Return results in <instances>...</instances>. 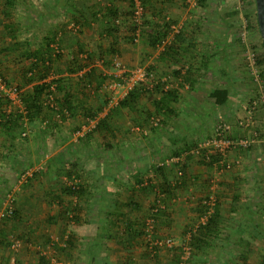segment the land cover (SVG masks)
Segmentation results:
<instances>
[{"label":"rangeland","instance_id":"obj_1","mask_svg":"<svg viewBox=\"0 0 264 264\" xmlns=\"http://www.w3.org/2000/svg\"><path fill=\"white\" fill-rule=\"evenodd\" d=\"M164 2L169 4L167 8L161 9L160 5H153V7L149 5L148 0H69L68 2L67 0H59L61 11L65 10L67 6L75 11V18H72L73 11L71 10L70 18L61 17V20L69 19L71 26L68 29L69 33L76 40H80L82 37L87 42L85 47L81 46L84 43L83 40H80L81 44L77 42L76 45L79 48H76L74 54L67 56L64 53H57L59 47L53 45V60L37 59L36 63L41 65L42 69L38 70L40 67L38 65L39 67L34 66L27 70L28 82H36L35 85L54 83V96L57 99L58 95L62 99L65 93L69 94L67 88H70L73 83L69 84L70 79L68 78H74L75 83L82 88L85 84H89L90 88L87 90L89 95L86 97V103L90 105L88 112L93 114L92 118L95 117V122L98 116H103L106 113L111 114L112 124L107 125L108 128H106L109 137H111L112 131L118 132L121 126L116 120L118 118L124 120L123 126L125 128L123 131L131 136L135 134L146 136L144 132H149L153 134L152 136L166 133V136L173 140L174 137L181 136L178 130L170 128L172 125L179 127V123H169L171 120L168 116L170 117L172 114H169V111L164 108L161 112H158L154 104V102L160 100L163 94L173 91L174 99L170 98L166 99L167 102L165 101L167 107L170 108L169 101L176 102L179 99L184 101L181 103L182 107L171 108L173 110L178 109L176 113L184 118L189 117L197 120L201 132H204L209 125L213 124L214 127L218 122H225L230 126L228 137L246 142L245 146H237L225 155L224 159L229 164L256 162L249 154L258 148L264 150V60L261 57V38L256 21L254 0H164ZM136 5L141 6V14L138 17L134 14ZM108 7L117 10V23H113L112 19L107 17L108 11L106 8ZM133 15L135 17L132 18ZM60 23L61 26H65V23ZM160 25H163V27H160ZM109 27L113 29L109 31ZM131 35L134 37L132 40L129 39ZM178 36L192 37L196 41L194 44L193 42L176 44L181 47L175 49L181 52L184 50V56L181 57L180 53L177 52L173 53L176 57L174 59H177L174 65L185 70V73L178 77H171L175 79L173 81L167 78V75L158 73L149 63V58L153 57L157 50L158 56L161 55V58L166 60L165 50L168 47H173L172 42ZM153 42H155L154 46L151 45ZM211 52L213 56L217 54V57L213 59ZM195 53L202 56L203 60H192L190 55ZM116 63L119 64L118 67H116ZM191 64L204 70L200 75L191 73L187 76ZM136 68H144L146 71L152 72L155 78L152 82L148 80L132 83L131 88L127 90L125 80L131 76ZM223 70L230 71L233 73L232 77L235 78L233 83L235 91L233 92H235L234 95L237 104H239L237 109L239 110L231 117L227 116V111L232 108H228L229 103L226 106L216 107L208 96L210 89L222 83V80L229 79L227 74L223 73ZM41 71H43L42 74H40ZM217 71H220L221 75L217 74ZM63 73L67 75L63 76ZM69 74H72L71 77H68ZM194 77L203 78V82L199 83L195 89L194 84L190 82ZM178 78H180V81ZM25 82L27 81L25 80ZM25 82L20 86L13 85L21 91V107L11 105L10 113L6 115L8 101L0 98L3 103L2 111H0L2 120L4 122L8 121L12 115H15V117L18 116V120H16L18 123L16 124L20 126V128H16L19 136L15 135L10 144L1 149L0 162H5L9 167L0 170V179H5V182L2 179L4 185H1L0 181V264H17V262L20 264L17 256L21 251L24 252L25 264H37L40 256L45 258L47 264H103L101 260L93 261L90 257H87L90 252L95 255L99 250L100 243L99 240H96V238L99 239L100 226L98 213H101L99 207L101 208L100 205H103V203L100 204L98 201L95 206L96 210L90 205L89 218L81 219L77 215L78 220L65 221L61 217L63 208L68 210L67 216L70 218L74 211L81 208L77 204L72 205L69 200L64 199L66 195L62 189L65 184L68 185L73 181H68L66 177L65 179H59L53 175L55 171L46 161V157L50 156H45V149L40 147L42 141L36 132L27 134L24 131L25 135H21L23 130L22 132L20 130L22 127L24 129L22 125L25 124H22V122L27 119L23 110V97L31 92V90L26 92L23 89L27 85ZM113 82L119 83L120 87L111 91L108 86ZM175 82H181L183 85L178 83L175 86ZM193 89L197 92V95L195 102H192L191 105L189 96ZM124 92L126 94L122 95ZM130 92H134L135 96L132 108L121 109L118 106L119 100L128 96L127 94ZM100 96L104 102L101 106L98 105L97 100V97ZM75 107L76 110L72 109L71 115L77 116L80 107L78 105H75ZM21 108L24 114L21 112ZM45 108L36 115L37 118L48 112L51 116L50 110L47 107ZM155 121L156 125H154ZM244 123L248 125L242 126L241 124ZM192 124L191 120L183 125L186 128H191ZM234 125L241 130L240 135H233ZM103 126L105 127V123H103ZM16 130L14 129L13 133H17ZM195 136L197 135L195 134ZM109 140L104 138L102 143L104 144ZM98 141V139L96 140L91 136L87 148L93 157L102 160L105 157L103 155L104 148L101 149L97 143ZM201 141H196L178 155H155L156 163L153 170L145 174L141 178L140 184H138L139 189L143 190L141 191L142 195L146 198L144 202L147 205L144 212L138 209L137 203L132 200L120 201L119 204L114 205L116 208H112L117 215L120 213L126 214L132 210L145 214L144 217L141 216L143 220L140 218L136 220L138 223L134 224V227L137 229L141 227V230H143L140 239L145 245L144 248L149 259L153 262H156L158 251L161 252L160 256L163 257L164 262L165 259H168L169 262L167 263L171 264H179L184 248H189L188 259L193 253L194 249L190 247L184 236L178 232L182 229L183 220L177 218L174 212H168V200L160 187L176 181L178 185L174 187V194L177 195L171 198H178L183 178L177 175V171L185 164L187 158L196 159L197 156L198 160H201L199 155L193 153V150ZM109 157L108 162L114 159L113 155ZM173 159L174 161H172ZM217 159L210 161L211 164L218 163L221 158ZM201 161L205 162L204 160ZM205 163L209 164V162ZM48 166L50 167L48 168ZM161 169L169 173V182L164 181L162 183L159 180L162 178V173L158 172ZM61 174L64 175V172ZM99 184L96 181V185L100 186ZM211 185L205 202L210 197L215 198L213 191H211L213 190L211 187L216 185L215 179H212ZM253 186V188H256L257 185ZM148 187H151V189ZM91 192L93 194L92 190H90ZM130 202L136 206H129ZM179 204L181 203L179 202ZM157 205L160 206L158 210L162 212L154 218V233L151 238L158 242L170 239L171 243L170 246H157L156 249L149 252L147 248L149 242L144 231V222L150 215L151 209ZM8 207L13 212H18L16 218L9 219L13 213L10 217L5 215ZM171 214L174 217L170 219ZM87 219L92 220L88 221V223L91 222L90 226L86 225ZM108 219L110 220L109 217ZM117 221L118 219H115L114 223L116 224ZM192 221L195 229L198 221ZM254 221H257V219L251 220V222ZM119 222H121V225L117 226H126L127 228L128 225L124 224L127 221L124 218ZM133 222H135V219ZM168 222L169 224H167ZM114 223L111 225L108 221V228L111 227L109 228L108 244H113L116 238H121L122 243H124L123 239L129 237V234L125 231L122 233V230H119L122 234L119 235L118 231L115 232ZM84 224L89 229V238L93 240L91 247L87 245V233L83 231ZM91 224L95 226H91ZM78 226H83L78 228L80 231L77 229ZM92 228H95L96 231H91ZM74 229H76V237L72 233ZM69 236H73L75 239L70 240ZM255 238H250V245L259 243L260 239ZM14 242L19 244L17 250H12L10 247ZM110 249L112 248L109 247ZM137 252L128 251L127 259L132 258L131 255L134 256ZM250 254L256 253L250 251ZM120 262L116 261L113 264H120ZM126 262L128 261L125 260L123 263L126 264ZM127 264L135 263L128 262ZM251 264H254V262Z\"/></svg>","mask_w":264,"mask_h":264},{"label":"crops","instance_id":"obj_2","mask_svg":"<svg viewBox=\"0 0 264 264\" xmlns=\"http://www.w3.org/2000/svg\"><path fill=\"white\" fill-rule=\"evenodd\" d=\"M148 3L152 7L153 5H160L161 9L167 8L169 4L164 2V0H148ZM70 10V7L67 6L65 10L61 11L59 0H0V74L7 83L20 86L26 80L27 82L25 83L27 85L23 89L26 92L32 90V86L36 82H28L26 72L33 65L36 67L40 66L38 70L42 69V66L36 63L37 59L53 60V45L59 47V52L57 53H64L65 56L74 54V51L79 48L76 43L81 44L80 40H83V38L81 37L80 40H76L69 33L68 29L71 27L69 19L61 20V17L65 16L70 18ZM71 11H73L71 14L72 18H75V11ZM60 22L65 23V26H61ZM163 25H160V27H163ZM164 28L166 27L164 26ZM195 41L192 37H175L172 42L173 47L166 48L165 50L167 54L166 60L161 58V55L158 56V51L156 50V54L149 58V63L158 73L167 75V78L175 81L173 79L174 77L185 73V70L177 68L174 65L177 59H174L176 57H174L173 53L175 54L177 52L180 53L181 57L184 56V50L181 52L175 49L176 47H181L176 44H187L191 42L194 44ZM83 42L81 46L85 47L87 41L83 40ZM210 54L213 59L217 57V54L215 56H213L212 52ZM190 56L192 60H203V57L198 53L191 54ZM191 65L187 76L191 75V73L193 75H200L204 70L193 64ZM42 73L43 71L40 72V74ZM220 73V71H217V74L221 75ZM223 73L227 74L229 79L222 80L221 85L214 86L210 91L214 89H225L227 91L228 98L226 103L220 107L226 106L229 103L230 106L228 108H232L227 111V116L231 117L239 110L237 109L239 104H237L236 96L234 95L235 92H233L235 91L233 85L235 78L232 77L233 73L230 71L223 70ZM62 75L65 76L67 74L63 73ZM69 75L68 77H71L72 74ZM68 79H70L68 83L73 84H71L70 88H67L69 94L65 93V95L68 96V101L73 110H76L75 105L80 107L79 115H71V112H69L66 117L54 118L47 111L48 113L43 114L39 118L36 116L32 121H28L27 119L25 122L23 121L22 124L25 123L26 126L23 124L24 129L22 127L20 131H26L27 134L36 132L42 141V146L40 147L45 149V156H50L48 158L46 157V161H48L47 164L52 166L56 172L53 174L55 177L65 179V176L61 173L71 169L72 163H76L74 171L80 177L78 181L80 183L82 182L87 188L86 194L79 199L74 197L67 198L68 196H65L66 198L64 199L69 200L72 205L77 204L81 207L77 211V215L81 219L89 218L88 215L91 213L90 205L95 209L98 201L100 204L103 203V205H100L103 209L99 207L101 213H98L100 226L99 239L96 238V240H99L100 243L99 250L95 255L91 252L90 255L86 254L87 257H90L93 261L101 260L103 264H113L116 261H121L120 264H124L123 262L125 260L135 264H171L167 263L169 262L168 259H165L164 262L163 257L160 256V251L157 252L158 257L156 262L149 259L144 248L145 245L142 239H140L143 230H141V227L139 229L134 227V224L138 223L136 220L139 218L143 220L142 217L145 214L143 215L138 213V211L132 210L126 214L120 213L117 215L112 208H116L114 205L119 204L120 201L126 202L127 200H132L137 203V208L144 212L145 206L147 205L144 202L146 198L142 195L143 193L141 191L143 190L139 189L138 184H140V180L145 174L153 170L154 164L156 163L155 155L166 156V154H181L196 141L210 137L213 124L206 127L204 132H201L197 125V120L190 119L189 117L184 118L182 115L176 113L178 109L173 110L171 108H176L177 106L182 107L181 103L184 101L180 99L178 101L175 98L177 100L176 102L169 101V114L171 113L172 115L170 117L168 116V118H170L171 121L169 123L171 124L179 123V127L172 125L170 128L178 130L181 136L174 137V140L168 138L166 133L152 136L153 134L144 132L146 136L140 134L131 136L123 131L125 128L123 126L124 120L118 118L116 120L121 126L118 132L112 131L111 137H109L108 129L106 130V128H108L107 125L110 126L112 124L111 114L106 113L103 116H98L97 121L100 119L104 120L105 127L101 123V126L95 129V123L97 122L94 120L95 117L90 118L86 113L90 106L86 103V97L89 95L87 94V90L90 88L89 84H85L84 88H82L79 84L75 83L74 78ZM178 79L180 81V78ZM190 82L194 84L195 89L199 83L203 82V78L194 77ZM178 83L183 85L181 82H175V86ZM194 89L190 92L189 96L191 100L189 103L191 105L193 104L192 102H195L197 95ZM62 98L64 97L62 96ZM58 99H60L59 95ZM97 100L99 106L104 103L101 96L99 98L97 97ZM103 100L105 101L106 99L104 98ZM1 101L0 111H2L3 106ZM1 116L0 114V122L3 121ZM191 120L193 122L192 126L190 125L191 128L184 127L183 124L189 123ZM6 122L3 121V123ZM3 123L0 124V156L2 155L1 149L7 144H10V141L15 135H18L16 128H20L16 124L18 122L14 119L9 121L8 124ZM187 126L189 127V125ZM14 129L17 133H13ZM232 133L233 135H240L241 130L234 125ZM91 136L99 140L97 143L101 149L104 148L103 155L105 157L102 160L93 157L91 152L89 153L87 144ZM16 138L18 139V137ZM104 138L110 140L103 144L102 139ZM110 155H113L114 159L108 162L107 160L110 158ZM249 155L256 162L249 164L245 162L240 164L236 163L228 169L221 167L217 163L211 165L206 164L201 161L202 159L198 160L197 156L196 159L187 158L184 164V176L178 198H171L177 195L174 194L175 191L165 193L168 200L167 205H169L168 212H174L177 218H180L181 221L183 220L181 225L182 229L178 232L184 236L185 240L189 241L190 233L194 231L192 220H195V222L198 221V223L203 222L202 219L205 215L201 214L203 213V202L209 193L212 179L216 180L215 187H211V189L213 188L211 191H213L216 204V226L210 229L209 234L211 233V235L208 238L206 236L202 237L201 241L196 243L195 247H192L194 249L193 253L186 264H251L253 262L254 264H261L264 260V150L258 148ZM223 160L227 161L225 159ZM8 167V164L6 165L5 162H0V170ZM158 172L162 173V178L159 179L162 183L170 180L168 179L170 177L169 173L166 170L161 169ZM74 178L72 180L73 182L77 180ZM2 179L4 178L0 179L1 185H4L5 179L3 180L4 182ZM96 181L98 184L100 183V186L96 185ZM253 185H257L256 188H253ZM120 187L122 188L120 189ZM90 190L93 191V194L92 192L90 193ZM128 205L134 206L135 204L132 205L130 202ZM117 210L119 209L117 208ZM172 217H174L173 214H171L170 219ZM114 218L118 219L116 224L114 223ZM123 218L127 221V223H124L128 225L127 228L126 226H117L121 225L119 221ZM255 218L258 222H251ZM134 219L135 222H133ZM88 221L92 220L87 219L86 221V225L90 226L89 224L91 222L88 223ZM108 221L111 225L114 223L115 232L118 231L119 235L123 231L129 234V237H126V239L122 238L124 243H122L121 238H116L113 244H108L109 228H111L110 226L108 228ZM86 225L84 224L83 231L87 233V245L91 247L93 240L89 238V229ZM91 226L95 225L91 224ZM80 227L83 226H78L77 229ZM119 230L122 231L119 232ZM75 231L76 229L72 230V233L76 237L77 234L75 235ZM91 231L95 232L96 229L92 228ZM252 237L260 239L259 243L255 245L252 243L250 245V238ZM122 245L123 247H121ZM18 247L19 245L16 248H11L12 250H17ZM109 247L112 249L109 250ZM148 250L151 252L149 248ZM128 251H138L134 256L133 254L131 255L132 258H129L130 261L127 259ZM250 251H255L256 254H253V256L250 254ZM150 255L152 256L151 253ZM17 257L20 264H25L23 251Z\"/></svg>","mask_w":264,"mask_h":264},{"label":"trees","instance_id":"obj_3","mask_svg":"<svg viewBox=\"0 0 264 264\" xmlns=\"http://www.w3.org/2000/svg\"><path fill=\"white\" fill-rule=\"evenodd\" d=\"M106 9L108 11L107 17L109 19H112L113 23L114 22L117 23V10L113 9L112 7H108ZM133 17H134V15L132 16V18ZM111 29H113V28L109 27V31ZM133 38H134L133 35H131L129 37L130 40H132ZM154 43L155 42L151 43V45L154 46ZM260 48H261V57L264 60V49H263V46L261 43H260ZM32 67H34V65ZM49 84L50 83L36 84L32 87L31 92L23 97V105H24L23 110L25 112V116H26L28 121H32V119H34L36 117V115L38 113H41L42 110L45 108L43 106V101H44L45 95L47 94ZM133 93L134 92H130L129 94H127L128 96L124 97L123 99H121L118 102V105L120 108H126V109L132 108V104L135 102V96ZM208 96L210 99H212L213 103H215L218 106H221V105L226 103V100L228 98V93L225 89H214V90L209 92ZM173 97H174V92L169 91V92H166L165 94H163L162 97L160 98V100H158L157 102H154L155 107L157 108L158 112H161L163 108L166 109V111H169L170 108H168L166 105V102H167L166 99H170V98L174 99ZM55 101H56V104L58 106L57 114L59 115L60 118L66 117V115L64 114L63 111H67V112L72 111V106H71L70 102L68 101L67 95H64V98H62V99L55 98ZM88 111H89V109H87V112H86L88 114V116L90 118L93 117V114H91ZM95 113H96V111H95ZM12 119L18 120V116L15 117V115H12L11 118L4 124H8V122L11 121ZM103 121L104 120H102V119L97 121V124L95 125V129L98 128V126L100 127L101 123H103ZM175 155H178V154H175ZM216 159H217L216 157H212L210 161H215ZM75 164L76 163H72L71 169L65 171L64 175H65L67 180L72 181L74 177H75L74 179H77V180H75L73 182V184L72 183H69L68 185L65 184L62 191L66 196L79 199V198H82L83 196H85L87 188L85 187V185L78 183V179L80 177L77 174V172L74 171ZM209 164L211 165V162H209ZM180 170H181V176L180 177L183 178V176H184V164L180 167ZM73 175H75V176L73 177ZM176 185H178V183L175 181V182L170 183V184L167 183L165 186L161 185L160 188H161V191H163L164 193H170V191H174V187ZM148 188L151 189V187H148ZM215 205L216 204H214V207H213V213L211 215H209V217H207L206 221L203 224L198 223V225L196 226L194 231L190 233L188 244L190 245L191 248L195 247L196 243H199L201 241L202 237L206 236L208 238V236L211 235V233L209 234V231H210V229H213V227L216 226V222H217L215 220L216 219V214H215L216 213V206ZM202 207H203V210H202L203 213H201V214H205L207 211V206L205 204H203ZM63 209L64 210H62V212H61V217H63V219L65 221L72 220V219L78 220V217H77V211L78 210H76L75 213H73L71 215V218H70L67 216L68 210H66L65 208H63ZM160 212H162V211L157 210V212L154 214V218L157 217ZM12 213H13V215L9 219L16 218V216L18 215V212H16V211H14V212L12 211ZM75 214H76V216H75ZM69 237H70L69 238L70 240L74 239L73 236H69ZM37 264H47V262L45 261V258L43 256H40Z\"/></svg>","mask_w":264,"mask_h":264},{"label":"built area","instance_id":"obj_4","mask_svg":"<svg viewBox=\"0 0 264 264\" xmlns=\"http://www.w3.org/2000/svg\"><path fill=\"white\" fill-rule=\"evenodd\" d=\"M136 4H139V3H136ZM134 14L136 17H138L141 14V6L140 5L139 6L136 5ZM115 65H116V67L119 66L118 63H116ZM154 78H155V76L152 72L146 71L144 68H136L132 72L131 76H129L127 78V80H125V86H126V89L129 90L131 88L132 83H135L138 81L139 82H146L148 80L150 82H152ZM108 87L112 91V90H115L117 87H120V84L117 82H113ZM54 92H55V84L50 83L49 88L47 90V94L44 97L43 106L49 108V110H50V112L54 118H59V115L57 114L58 106H57L56 101H55ZM125 94H126V92L123 93V95H125ZM0 98L1 99L3 98L2 100L5 99V101H8V106H7L8 108L6 109V113H7L6 115H8L10 113V109H11L10 106L11 105H14V106L16 105V106L21 107V104H22L21 91L16 86L7 84V82L4 80V78L1 76V74H0ZM20 110H21V112H23L22 108ZM63 112L66 116H68L69 112H67V111H63ZM23 114H24V112H23ZM154 125H156V121H155ZM241 125L247 126L248 124L244 123ZM229 132H230V126H228L225 122H218L213 127V131H212L211 136L202 140L200 143H198L196 148L193 150V153H195L196 155H199L201 157V159L204 160L205 162H210L212 157L221 158L217 164L220 165L221 167L225 168V169L230 168L231 164H229V162L223 160L225 158V155L229 151L236 148L237 146H245L246 142L238 140V139H232V138L228 137L227 134H229ZM21 135L24 136L25 133L23 132ZM172 161H174V159ZM177 175L179 177L181 176V170L180 169H178ZM10 202H11V200H10ZM203 204H205L207 206V211L204 215V218L202 219L203 220V222H201L202 224L206 221L207 217H209V215H211L213 213V207L215 204V199L210 197L206 202L204 201ZM158 207H160V206L157 205L155 208L151 209L150 215L148 216V218H146V220L144 222V225H145L144 231H145L147 240L149 242L148 248L150 249V251L154 250L157 246H161V245L170 246V243H171L170 239H166L163 242H158V241L151 238V235L154 233L153 232L154 214L157 212ZM5 215L7 217H10L12 215V210L10 207H8V210L6 211ZM1 216H3V215H1ZM18 245H19L18 242H14L13 244H11V247L16 248ZM188 257H189V248H184V253H183V256H181V258H180L179 264H185ZM261 264H264V260L261 262Z\"/></svg>","mask_w":264,"mask_h":264},{"label":"water","instance_id":"obj_5","mask_svg":"<svg viewBox=\"0 0 264 264\" xmlns=\"http://www.w3.org/2000/svg\"><path fill=\"white\" fill-rule=\"evenodd\" d=\"M256 9V21L264 49V0H254Z\"/></svg>","mask_w":264,"mask_h":264}]
</instances>
